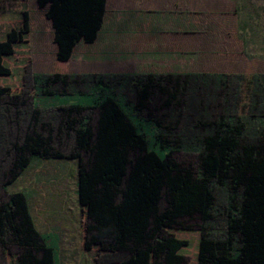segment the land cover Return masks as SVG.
<instances>
[{
    "label": "trees",
    "instance_id": "16d2710c",
    "mask_svg": "<svg viewBox=\"0 0 264 264\" xmlns=\"http://www.w3.org/2000/svg\"><path fill=\"white\" fill-rule=\"evenodd\" d=\"M35 2L55 51L30 93L32 10L22 1L0 11V264L25 250L60 264V235L38 231L27 194L10 191L40 161L76 166L97 223L96 251L85 249L92 264H264V78L224 69L243 51L237 10L226 0L159 5L156 50L196 55L187 73L78 76L56 65L98 40L109 0ZM113 253L127 256L99 262Z\"/></svg>",
    "mask_w": 264,
    "mask_h": 264
},
{
    "label": "rangeland",
    "instance_id": "374dc122",
    "mask_svg": "<svg viewBox=\"0 0 264 264\" xmlns=\"http://www.w3.org/2000/svg\"><path fill=\"white\" fill-rule=\"evenodd\" d=\"M25 1L32 10L30 23L31 58L28 63V87L32 75L48 71L54 64L55 44L50 22L40 10L35 0H0V11L18 8ZM237 10V40L243 50L239 56H232V62L224 63L226 71L261 75L264 78V0H226ZM111 8V7H109ZM111 12V10H110ZM109 12V13H110ZM114 12V11H113ZM112 12V13H113ZM140 18L129 17L118 11L115 16L108 15L102 35L92 48L79 44L70 61L57 63V69L65 75L85 76L88 72L103 75L107 71L122 75L128 71L140 75L146 71H165L168 73H187L197 63L196 55H177L167 53L155 55L139 32ZM239 52V50H237ZM217 66V64H214ZM22 75L19 74V78ZM12 84V85H10ZM12 89L21 87L19 83H10ZM64 94L72 98L73 91ZM246 101L253 90L245 87ZM31 101L40 104L49 103L43 98L32 97ZM176 160L194 163L195 157L177 154ZM11 192H24L30 199L31 211L38 231L56 232L60 235V264H92L86 255L87 244L91 246V255L98 246L97 223L86 217V203L82 190L77 186L76 166L57 161H40L20 178ZM187 220H183V222ZM198 221H195L196 223ZM86 252V253H85ZM126 254L113 253L101 255L100 263L121 261ZM42 254L23 251L18 256L8 253L9 264H39ZM4 261H2L3 263ZM4 264V263H3Z\"/></svg>",
    "mask_w": 264,
    "mask_h": 264
},
{
    "label": "crops",
    "instance_id": "0c3cea01",
    "mask_svg": "<svg viewBox=\"0 0 264 264\" xmlns=\"http://www.w3.org/2000/svg\"><path fill=\"white\" fill-rule=\"evenodd\" d=\"M159 5H163L165 9H170V10L174 9V7L176 6H181V8L184 9V7L187 6V0H109L106 17H105L103 28L101 30L99 38L102 35H106V36L110 35L109 31H107V33L104 34L105 28L109 30L112 29L110 25L105 26L106 20L108 19V15L115 16L118 11H122V13H124L125 15L129 17L138 16L140 18L139 32L143 36V39L145 40V42L148 44L149 51L159 56L162 54H167V53L168 54L173 53V54L180 55L178 53L168 51V50L164 52H158L156 50L158 42L157 40H154L153 37L151 36V28L153 26V23H152V20H153L152 18L154 16L153 13L159 10V8L161 7ZM95 43L93 45H86V46H88L89 48H92L95 45ZM128 72H131V71H128ZM107 73H113V72L107 71Z\"/></svg>",
    "mask_w": 264,
    "mask_h": 264
}]
</instances>
